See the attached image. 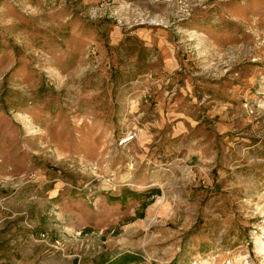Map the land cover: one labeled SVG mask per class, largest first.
Instances as JSON below:
<instances>
[{
	"label": "rangeland",
	"instance_id": "374dc122",
	"mask_svg": "<svg viewBox=\"0 0 264 264\" xmlns=\"http://www.w3.org/2000/svg\"><path fill=\"white\" fill-rule=\"evenodd\" d=\"M122 252L264 264V0H0V264Z\"/></svg>",
	"mask_w": 264,
	"mask_h": 264
},
{
	"label": "trees",
	"instance_id": "16d2710c",
	"mask_svg": "<svg viewBox=\"0 0 264 264\" xmlns=\"http://www.w3.org/2000/svg\"><path fill=\"white\" fill-rule=\"evenodd\" d=\"M156 192H158V189L153 188L150 190L149 194L146 196H150V194H153ZM124 193L125 192H122L121 194H117L115 196H110V199L122 202L124 200L125 195H126ZM128 193H129L130 198L138 197L139 194L140 195L144 194V192H140V191H137L135 189L128 190ZM136 258H137V256L134 254H131L129 252H122V253H119V255H117V256L103 258L101 263L102 264H128V263L135 262Z\"/></svg>",
	"mask_w": 264,
	"mask_h": 264
}]
</instances>
